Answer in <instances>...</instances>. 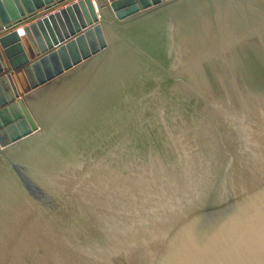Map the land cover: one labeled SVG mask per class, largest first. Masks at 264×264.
Returning <instances> with one entry per match:
<instances>
[{
    "label": "water",
    "instance_id": "obj_1",
    "mask_svg": "<svg viewBox=\"0 0 264 264\" xmlns=\"http://www.w3.org/2000/svg\"><path fill=\"white\" fill-rule=\"evenodd\" d=\"M0 27V264H264V0H0Z\"/></svg>",
    "mask_w": 264,
    "mask_h": 264
},
{
    "label": "built area",
    "instance_id": "obj_2",
    "mask_svg": "<svg viewBox=\"0 0 264 264\" xmlns=\"http://www.w3.org/2000/svg\"><path fill=\"white\" fill-rule=\"evenodd\" d=\"M7 31V28L0 27V35Z\"/></svg>",
    "mask_w": 264,
    "mask_h": 264
},
{
    "label": "bare ground",
    "instance_id": "obj_3",
    "mask_svg": "<svg viewBox=\"0 0 264 264\" xmlns=\"http://www.w3.org/2000/svg\"><path fill=\"white\" fill-rule=\"evenodd\" d=\"M95 6H97L96 4H95ZM98 12V11H97ZM19 30L21 29V26L18 28Z\"/></svg>",
    "mask_w": 264,
    "mask_h": 264
}]
</instances>
